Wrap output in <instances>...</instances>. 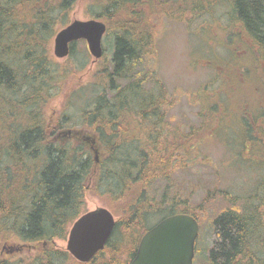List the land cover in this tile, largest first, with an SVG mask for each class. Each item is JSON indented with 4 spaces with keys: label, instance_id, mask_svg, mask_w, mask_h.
Returning a JSON list of instances; mask_svg holds the SVG:
<instances>
[{
    "label": "trees",
    "instance_id": "trees-1",
    "mask_svg": "<svg viewBox=\"0 0 264 264\" xmlns=\"http://www.w3.org/2000/svg\"><path fill=\"white\" fill-rule=\"evenodd\" d=\"M80 1L0 0V247L15 241L23 245L18 253L15 247L6 248L7 253L13 250L9 256L0 250V264H83L54 242L66 239L73 223L87 212L84 192L92 176L96 194L119 220L106 248L86 264H131L141 238L158 222L151 225L150 219L188 214L198 220L187 201L171 196L172 175L185 166L195 147L217 136L212 127L222 121L219 105L228 115L236 98L225 77L228 62L220 58L212 66L224 70L223 75L218 72L220 84L204 92L222 88L225 97L215 102L213 97L208 105L200 102V126L188 132L168 128L170 95L155 71L141 73L148 55L156 56L162 22L184 23L190 29L226 5V23L219 19L212 24L221 27L225 49L235 52L228 49V39L236 29L248 53L247 59L242 55L236 60L240 69L256 63L264 70V0H188L187 6L185 0H87L90 8L99 9L94 17L107 24L113 43L110 66L98 71V85L92 83L90 93L86 84L66 96L51 121L47 107L83 66L61 67L50 52V40ZM78 43L71 44L69 58L74 59ZM249 90L245 86L246 94ZM76 97L84 103L71 111ZM257 102L261 107L263 101ZM245 115L238 121L244 135L248 121L258 128ZM74 128L96 135L105 153L102 161L96 162L83 143L56 140L58 133ZM158 182L166 183L159 200ZM263 202L264 196L253 211L228 209L214 219L217 240L208 264H264L254 242L255 234L261 237L257 227L263 211H256Z\"/></svg>",
    "mask_w": 264,
    "mask_h": 264
},
{
    "label": "rangeland",
    "instance_id": "rangeland-1",
    "mask_svg": "<svg viewBox=\"0 0 264 264\" xmlns=\"http://www.w3.org/2000/svg\"><path fill=\"white\" fill-rule=\"evenodd\" d=\"M90 4L91 2L87 0H81L64 19L65 23L55 28L56 32L50 40V52L61 67L73 68L76 63L78 68L81 67L80 65L83 66L81 71L73 68V74L68 78L69 82L64 92L47 107V118L51 121L56 119L67 99L66 96L86 84L90 93L93 87L91 84L98 85V71L110 66L113 43L108 33L103 39L104 55L95 62L89 53L87 42L83 40L77 45L74 59L69 57L57 59L54 56V38L60 30L74 20L97 19L93 14L99 9L90 8ZM187 4L188 0H185L184 6ZM228 12L229 7L222 5L212 15L196 21L190 29L184 23L175 21L159 24L156 56L154 58L151 54L148 55V65H145L141 72L142 75H147L150 70L155 71L156 78L162 81L170 95L169 100L173 104L167 108L168 128L180 127L188 132L189 128H196L202 123L200 102L208 105L213 97L214 102L225 97L222 88L215 91L209 88L206 91L208 94L204 91L209 86L218 87L221 81L218 72L221 75L224 73L223 68L212 66L219 64L220 58H224L225 63L228 62L225 65L228 67L225 70V73L227 71L225 77L228 78L227 81L230 80L229 84L233 87V96L236 98L231 99L234 104L230 109L228 108L230 113L227 115V111L219 105V117H222V121L221 124L212 127V130H218L217 136L207 137L200 146L195 147L186 162L184 161L185 166L172 175L170 182L171 196L177 194L181 201H187L188 206L198 216L200 233L193 264H208V253L215 240L213 221L217 216L228 209L236 210L240 214L249 212L255 208V205L260 206L264 196L262 185L264 184V70L256 67V63L244 67V70L240 69V61L236 60L241 59L242 55L244 56L242 60L247 59L248 53L247 44L236 35V29H233L228 39L230 44L228 49L235 52L230 53L227 48L225 49L226 42L222 36H219L221 27L213 25L216 23L214 21L219 19L226 23ZM262 63L264 64V61ZM150 86L151 84L147 83L146 87L150 88ZM245 86L250 87L249 94L245 93ZM259 100L263 101L259 104L263 109L258 107ZM83 103L84 101L76 97L68 109L76 111ZM242 112L243 116H246V113L258 127L254 130L253 125H249L247 120L248 132L245 135L244 129L238 122ZM214 116L216 115H212ZM55 138L61 143H65L69 138L73 139L74 142L83 143L94 157L93 150L96 149L99 160L105 158L96 135L88 129H68L58 133ZM92 140L95 141L94 145ZM96 182V176H92L86 182L84 194L87 212L99 207L108 208L104 200L95 192ZM165 184L158 182L155 185L158 200L162 196ZM115 217L119 220L118 216ZM162 218L150 219L149 224H156L155 222H159ZM67 241L68 236L64 240L56 239L54 246L67 251ZM22 246V243L15 241L3 244L0 250L9 256L15 251L18 253L22 250ZM10 247L18 250L7 253L6 248Z\"/></svg>",
    "mask_w": 264,
    "mask_h": 264
},
{
    "label": "water",
    "instance_id": "water-1",
    "mask_svg": "<svg viewBox=\"0 0 264 264\" xmlns=\"http://www.w3.org/2000/svg\"><path fill=\"white\" fill-rule=\"evenodd\" d=\"M107 29V24L98 19L74 20L56 34L54 56L57 59L69 57L71 44L83 40L94 62L101 59ZM92 143L94 145L95 141ZM93 151L99 162L98 151ZM116 224V217L108 208L99 207L84 213L70 228L67 252L79 263L91 262L106 248ZM198 234L199 223L193 216H168L143 235L131 264H193Z\"/></svg>",
    "mask_w": 264,
    "mask_h": 264
},
{
    "label": "flooded vegetation",
    "instance_id": "flooded-vegetation-1",
    "mask_svg": "<svg viewBox=\"0 0 264 264\" xmlns=\"http://www.w3.org/2000/svg\"><path fill=\"white\" fill-rule=\"evenodd\" d=\"M262 204H264V202L262 203ZM261 205V204H260ZM264 210V206H262L261 207V209L260 210H257L256 212H257V215H259V212L260 211H263ZM253 211V210H252ZM251 214V213H250ZM256 215V216H257ZM261 219H260V224H259V227H257V231H258V233H259V230H260V233H259V235L261 234V237L260 236H258L257 237V235L255 234V236H254V242H256V243H258L260 246H259V248H260V252L264 255V253H263V251H264V211L262 212V214H261ZM198 223H199V221H198ZM213 228H214V226H213ZM256 229V228H255ZM259 229V230H258ZM256 230H255V232L254 233H256L257 232ZM199 233H200V224H199ZM214 234H215V240L214 241H216L217 240V235H216V233H215V230H214ZM198 237H199V234H198ZM197 241H198V238H197ZM213 245H214V242H213ZM213 245H212V247H213ZM211 247V248H212ZM209 254V253H208Z\"/></svg>",
    "mask_w": 264,
    "mask_h": 264
}]
</instances>
